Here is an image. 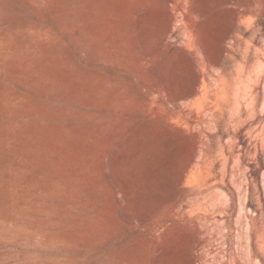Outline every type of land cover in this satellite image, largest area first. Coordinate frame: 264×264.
I'll return each instance as SVG.
<instances>
[{
  "label": "rangeland",
  "instance_id": "1",
  "mask_svg": "<svg viewBox=\"0 0 264 264\" xmlns=\"http://www.w3.org/2000/svg\"><path fill=\"white\" fill-rule=\"evenodd\" d=\"M0 264H264V0H0Z\"/></svg>",
  "mask_w": 264,
  "mask_h": 264
}]
</instances>
